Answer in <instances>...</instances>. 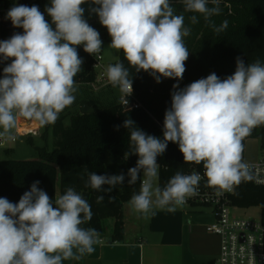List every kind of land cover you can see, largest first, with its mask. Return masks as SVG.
Masks as SVG:
<instances>
[{"label":"clouds","instance_id":"1","mask_svg":"<svg viewBox=\"0 0 264 264\" xmlns=\"http://www.w3.org/2000/svg\"><path fill=\"white\" fill-rule=\"evenodd\" d=\"M184 12L199 13L217 34L228 27L212 21L221 13L220 0H179ZM99 18L111 37L108 46L122 51L123 61L109 64L107 79L122 93L125 107L133 92L130 68L161 78L180 81L186 71L189 50L184 38L191 34L185 16L176 14L172 0H50L45 19L37 5L14 4L6 14L14 33L0 41V62L11 60L0 78V138L15 139L18 118L36 120L41 126L54 124L60 113L76 100L75 77L81 73L83 59L77 51L83 46L90 55L99 54L103 42L100 33L85 19L84 4ZM198 23L196 15L188 17ZM54 25V27H53ZM171 106L166 109L163 139L149 135L127 118L122 127L129 132L130 155H137L136 165L128 169L127 183L138 192L128 201L130 208L148 219L157 210L174 212L197 194L202 178L217 190L231 191L241 182L255 179L251 166L243 159L244 140L257 127L264 126V63H252L237 57L232 75L221 79L215 73L184 88L172 85ZM127 111V109H126ZM121 126H116L118 131ZM178 144L185 163L203 165L185 174L176 171L160 187L157 157L168 143ZM142 173V175H141ZM125 182V174L87 173L85 187L111 193ZM264 182V181H259ZM34 181L18 203L0 197V264H63L92 254L100 241L95 228L81 227L91 221L89 202L68 187L54 200ZM107 185V187H104ZM103 195L96 198L97 203Z\"/></svg>","mask_w":264,"mask_h":264},{"label":"trees","instance_id":"2","mask_svg":"<svg viewBox=\"0 0 264 264\" xmlns=\"http://www.w3.org/2000/svg\"><path fill=\"white\" fill-rule=\"evenodd\" d=\"M0 2L7 9L14 4L29 7L37 5L40 9L43 0ZM172 5L176 14L182 13L185 16V26L191 28V34L184 38L190 54L185 62L183 79L176 81L161 78V82L157 83L147 72L141 70L136 73L134 68H130L133 92L127 98L126 107L121 101L112 102L104 108L91 105L94 108L92 113L72 114L68 126L63 124L62 118H58L54 124L48 125L53 137L51 150L37 148L36 159L0 160V197L18 203L23 193L30 190L32 183L37 180L40 181L38 187L46 191L53 200L68 187H74L89 202L93 213L91 221L81 227L95 228L102 237L105 220L113 218L110 241L120 242L124 239L122 207L140 187L139 180L134 186L127 183L128 169L136 165L138 156L124 158L129 151V132L122 127L124 120L130 118L145 133L163 139L164 114L171 106L173 84L178 82L180 88H184L211 73L224 79L234 73L237 57L242 58L245 63H252L257 59L264 63V0H220L221 13L211 19L216 26L227 20L228 27L219 34L207 25L201 14L184 12L179 0H172ZM208 6H214L211 0ZM191 15H196L199 22L191 24L188 19ZM4 21L0 22V41L9 39L14 33L23 32L22 28L5 25ZM77 51L84 61L81 73L75 77L77 84L94 82L96 72L92 68L93 58L81 46L77 47ZM121 61L128 67L123 52L119 51L117 62ZM6 65V61L0 62V78L3 77ZM118 125L121 127L117 131ZM42 136L45 134L42 133ZM251 138L263 142L264 126L254 129L244 142ZM157 163L160 165L157 179L160 187L176 171L185 172L187 168L181 159L178 144L172 142L168 143L165 153L157 157ZM88 172L98 175L124 173L125 182L111 193L96 191L85 187ZM99 195L104 196L101 203L96 202ZM231 205L237 208L259 207L260 220L264 224V186L254 184L253 180L241 182L234 187Z\"/></svg>","mask_w":264,"mask_h":264},{"label":"crops","instance_id":"3","mask_svg":"<svg viewBox=\"0 0 264 264\" xmlns=\"http://www.w3.org/2000/svg\"><path fill=\"white\" fill-rule=\"evenodd\" d=\"M48 1L50 0H43L40 10L45 19L51 21V17L45 12V7L50 6ZM90 6L94 5H83L85 19L90 26H95L99 23V18L89 13ZM22 125L38 129V135L35 136L42 137L38 121L18 118L16 130ZM21 136L32 143L34 135H18ZM13 151L14 149L9 148L6 153ZM123 221L122 241L107 242L102 236V241L94 245L95 251L92 254L78 261H64L63 264H77L79 261L85 264H215L219 255V237L206 230V225L214 221L213 213L209 216L193 209H177L174 212L157 210L155 215L148 218L145 227L142 224L145 219L139 214L138 223L128 225L129 220L123 210Z\"/></svg>","mask_w":264,"mask_h":264},{"label":"built area","instance_id":"4","mask_svg":"<svg viewBox=\"0 0 264 264\" xmlns=\"http://www.w3.org/2000/svg\"><path fill=\"white\" fill-rule=\"evenodd\" d=\"M8 11L9 9L0 2V22ZM91 57L93 58L92 68L96 72V80L112 86L106 75V68L109 63L103 60L102 50L99 54L91 55ZM120 101L122 102L121 99ZM38 132V129L22 125L16 130L15 136H35L38 135ZM8 141L6 138H0V147ZM180 156L185 163L181 152ZM248 164L251 166L255 177L254 184L264 186V182H259L264 181V159ZM185 165L187 167L185 174H190L195 170L203 177L202 164L185 163ZM233 193L234 188L231 191H225L209 187L206 178H202L197 194L188 198L185 205L206 206L212 209L214 221L206 226V230L217 235L220 240L219 255L215 264H264V224L260 219L250 220L232 216L230 209L234 208L231 205ZM101 241L102 238L100 237L99 242Z\"/></svg>","mask_w":264,"mask_h":264},{"label":"rangeland","instance_id":"5","mask_svg":"<svg viewBox=\"0 0 264 264\" xmlns=\"http://www.w3.org/2000/svg\"><path fill=\"white\" fill-rule=\"evenodd\" d=\"M47 1V0H46ZM50 5V1H48ZM4 17V16H3ZM5 25H12L11 21L3 18ZM100 33V38L103 42L102 45V58L106 63L115 64L119 58V51L109 48L111 43V37L108 34L106 27L102 26L99 22L95 26H92ZM23 33V32H19ZM81 47H83L81 45ZM11 63V60L6 61V64ZM78 91L75 94L76 100L70 106L65 108L59 115V118L63 119V124L68 126L70 124V116L72 114L80 112L82 105H96L98 108H104L112 102L120 101L122 93L118 88L104 84L102 81L96 80L92 83H79L77 84ZM41 132L45 136H32L33 141L30 143L26 137L15 136V141L9 140L4 146L0 147V160L4 159H14V160H28L36 159L38 157L37 148H44L46 150H51L53 148V137L51 133V128L47 126H41ZM16 134V128L14 129V135ZM31 137V136H30ZM12 148L14 151L7 154V149ZM243 159L247 163L256 162L258 160L264 159V141H260L256 138L247 139L244 142V152ZM154 186L158 185V180L153 181ZM177 209H193L195 211L204 212L207 215H211L212 209L206 206H196L191 208L188 205H184ZM124 213L128 217L127 224L138 223V213H135L129 206V203L124 205ZM230 214L238 218H246L250 220L260 219V209L259 207L250 208H237L234 207L230 209ZM114 223L113 218H107L104 222V234L103 237L105 241L109 242L110 235L112 231V226ZM148 219H145L142 224L147 227ZM210 223V222H209ZM207 226V225H206ZM77 264H85L84 262H78Z\"/></svg>","mask_w":264,"mask_h":264},{"label":"water","instance_id":"6","mask_svg":"<svg viewBox=\"0 0 264 264\" xmlns=\"http://www.w3.org/2000/svg\"><path fill=\"white\" fill-rule=\"evenodd\" d=\"M94 111V108L88 104H84L82 105L81 109H80V113L81 114H90Z\"/></svg>","mask_w":264,"mask_h":264}]
</instances>
